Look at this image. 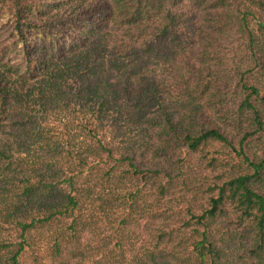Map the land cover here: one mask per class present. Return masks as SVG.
<instances>
[{
    "label": "trees",
    "instance_id": "1",
    "mask_svg": "<svg viewBox=\"0 0 264 264\" xmlns=\"http://www.w3.org/2000/svg\"><path fill=\"white\" fill-rule=\"evenodd\" d=\"M0 264H264V0H0Z\"/></svg>",
    "mask_w": 264,
    "mask_h": 264
}]
</instances>
